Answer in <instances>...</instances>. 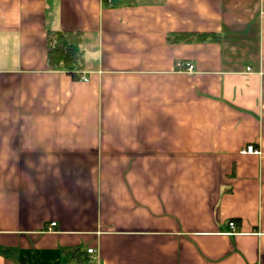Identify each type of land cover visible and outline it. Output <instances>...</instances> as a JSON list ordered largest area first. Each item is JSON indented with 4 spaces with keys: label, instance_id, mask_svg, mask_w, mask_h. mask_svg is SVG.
Instances as JSON below:
<instances>
[{
    "label": "crops",
    "instance_id": "crops-1",
    "mask_svg": "<svg viewBox=\"0 0 264 264\" xmlns=\"http://www.w3.org/2000/svg\"><path fill=\"white\" fill-rule=\"evenodd\" d=\"M0 264H264V0H0Z\"/></svg>",
    "mask_w": 264,
    "mask_h": 264
},
{
    "label": "trees",
    "instance_id": "trees-1",
    "mask_svg": "<svg viewBox=\"0 0 264 264\" xmlns=\"http://www.w3.org/2000/svg\"><path fill=\"white\" fill-rule=\"evenodd\" d=\"M173 44L193 42H219L220 36L207 32H179L169 35ZM82 33L64 30H50L47 33L48 66L53 70H64L78 80L83 71Z\"/></svg>",
    "mask_w": 264,
    "mask_h": 264
},
{
    "label": "built area",
    "instance_id": "built-area-1",
    "mask_svg": "<svg viewBox=\"0 0 264 264\" xmlns=\"http://www.w3.org/2000/svg\"><path fill=\"white\" fill-rule=\"evenodd\" d=\"M178 70L180 72H193L194 71V66L193 64H191L190 62H177L176 64ZM248 70L250 71L251 69L248 68ZM82 80H86L85 77H81ZM261 152L257 149L254 148V146L252 145H249V146H246L243 150H241V154H256V155H259ZM53 226L56 225V223H53L52 224ZM229 226L230 228L233 230L232 233L230 234H233L235 233V228H236V222L234 220L230 221L229 222ZM94 252V249H88V253H93Z\"/></svg>",
    "mask_w": 264,
    "mask_h": 264
}]
</instances>
